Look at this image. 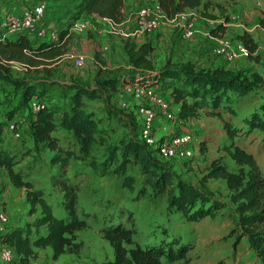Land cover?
<instances>
[{"label":"trees","instance_id":"obj_1","mask_svg":"<svg viewBox=\"0 0 264 264\" xmlns=\"http://www.w3.org/2000/svg\"><path fill=\"white\" fill-rule=\"evenodd\" d=\"M157 1L169 19L186 9L200 7L204 17L216 18L207 13L211 0ZM124 6L125 0H80L79 3L88 15L95 14L116 24L123 22ZM259 25L264 29V15L260 17ZM227 28L224 21L210 32L222 36ZM68 35L69 28H62L59 41H31L25 36L3 39L0 30V82H19L13 77V62L40 65L64 56ZM238 39L251 57L260 58L259 45L250 33L245 31L238 35ZM123 46L132 71L121 77H104L101 74L105 69L100 68L95 79L98 87L73 82L67 85L70 93L64 106L40 102L29 120L34 150L50 152L49 162L55 169L50 183L55 190L37 183L23 167L16 168L21 162L19 155L4 143L7 126L0 122V168L6 169L15 187L25 189L29 213L34 216L26 226L7 227L5 232H0V243L13 248L19 264H31L37 258L38 249L50 248L54 260L67 252L79 254L83 243L78 241V232L88 226L91 215L79 203L83 173L79 168L71 169L73 162L84 161L102 176L109 173L122 176L123 185L130 190H134L135 177L128 170L131 165H138L145 177L139 190L140 198L165 194L169 208L188 222H200L216 215L225 206H231L237 218L234 231L239 230L242 236L248 237L264 264V172L255 155L235 141V138L254 131L264 136V101L241 117L242 125L224 116L225 112L230 116L237 115L234 104L254 93L263 83V77L257 73L252 77L243 76L222 66L198 70L192 64L179 67L168 62L158 67L152 59L154 48L151 43L125 38ZM136 83L171 88L169 95L175 107H179L177 115L184 124L200 116L202 111L223 120L231 142L223 146L224 154L208 163L203 182L222 179L228 190V203L182 177L175 163L172 166L167 164L173 162L171 159L163 158L157 147L146 144L140 136L106 142L99 119L93 111L86 109L84 96L97 97L99 90L117 91L121 86ZM20 84L26 106L34 96L46 98L49 90V86L43 83L20 81ZM8 116L10 123L16 118L13 110ZM60 129L70 135L68 143H63L57 135ZM98 146L104 147L102 153ZM202 150L206 151L205 145ZM226 158L235 166L230 167ZM54 194L59 196V202ZM102 232L111 244L114 256L101 264H166L186 259L195 246L191 241L184 242L179 238L142 245L135 238L134 227L127 226L120 219L106 223Z\"/></svg>","mask_w":264,"mask_h":264},{"label":"rangeland","instance_id":"obj_2","mask_svg":"<svg viewBox=\"0 0 264 264\" xmlns=\"http://www.w3.org/2000/svg\"><path fill=\"white\" fill-rule=\"evenodd\" d=\"M0 1V6L3 4ZM9 1V0H8ZM37 4L47 2V22L52 21L58 30L71 28L81 18L91 19V27L87 20L85 26L74 29L66 43L65 55L48 64L29 65L13 62V77L19 82H0V122L4 123V143L19 155L20 164L37 183H41L48 190H55L50 183L51 173L55 172L49 162V151L38 152L33 148L29 120L35 111L33 102H45L48 105L64 106L70 90L67 85L77 82L95 88L96 76L102 68L96 60L109 64L101 76L121 77L133 70L128 61L123 46L125 38L139 43L149 42L153 46L152 59L158 67L167 64L183 67L192 64L196 69H206L222 66L236 74L252 77L257 73L263 77V83L254 93L234 104L237 115L231 117L234 123L242 125L241 117L258 107L264 101V29L259 25V19L264 15V0H211L207 13L216 18L203 16V8L192 11L194 33L185 36V23L182 27L163 19L158 29L142 36H126L120 31L131 32L136 25V12L153 0H127L124 7V19L121 25L105 33L96 24L97 17L87 14L79 7L80 0H24L23 2ZM2 9V8H1ZM0 9V19H1ZM99 17V16H98ZM227 18L229 19L227 21ZM95 21V22H94ZM226 22L227 32L222 36L211 34V29L220 22ZM95 23V24H94ZM247 31L258 43L259 59H254L247 52H243L235 59H228L226 55L217 54L214 49L221 43L220 38L229 39L234 47L239 44L238 35ZM109 48L103 52V47ZM76 47V49H74ZM86 57L83 67L76 64L78 55ZM104 69V68H102ZM20 81L29 83H43L49 86L46 98L34 96L29 105L23 102V88ZM166 87V86H165ZM164 90L168 98L169 93ZM99 96H84L86 109L93 111L100 121L102 133L106 142H118L122 137L139 138V121L141 109L146 106L137 101L133 93H128L124 86L117 91H101ZM15 112V119L20 123V136H15L9 129V111ZM185 130L191 132L195 138L196 154L192 159L174 160L180 169V175L194 183L204 191L211 193L222 202L228 203V190L222 179H210L203 182L206 166L212 158L224 154L223 146L231 142L224 128L223 120L211 116L205 111L201 115L186 121ZM57 135L63 143H68L69 134L60 129ZM161 134L158 133V138ZM235 141L247 151L253 153L264 172V136L254 131L235 138ZM205 145L206 151L202 150ZM104 147L98 146L103 152ZM230 167L235 164L229 158L225 160ZM72 168H79L81 176V190L79 191L80 205L89 211L88 226L78 232V241L83 243L79 254L64 253L54 260L50 248L38 249L37 258L31 264H101L114 256L111 244L104 238L102 228L109 221L121 220L127 226L134 227L135 238L142 244H158L169 242L173 238L191 241L195 244L184 260L166 262V264H262L255 250L251 247L247 236H242L236 227V214L232 207L225 206L214 216H208L200 222H188L179 213L169 208L167 195L146 196L140 198L139 190L144 185V175L138 165L129 167V174L134 175V190L123 185V177L114 173L105 176L96 174L84 161L73 162ZM11 181L6 169L0 168V194L9 188ZM12 184V183H11ZM150 190V188H148ZM9 197L5 200L0 195V205L8 212L10 223L7 227L26 226L34 219L29 213V205L25 200V189L12 184ZM55 195V194H54ZM55 198L59 202L58 195ZM3 264V263H0ZM10 264H19L17 257Z\"/></svg>","mask_w":264,"mask_h":264},{"label":"built area","instance_id":"obj_3","mask_svg":"<svg viewBox=\"0 0 264 264\" xmlns=\"http://www.w3.org/2000/svg\"><path fill=\"white\" fill-rule=\"evenodd\" d=\"M195 9H186L178 13L174 18L169 19L157 0H153L151 5L146 4L141 6L136 12V25L131 32L120 31V34L126 36H142L148 34L159 28L163 19L182 27V23H185V36L189 37L194 33L193 20L191 19L192 11ZM47 2L40 1L37 4L27 3L15 10H9L4 15H1L0 30L2 31V37L16 38L19 36H25L32 40H49L59 41L60 30L56 27L50 26L47 22ZM85 18H81L75 22V24L69 28V33L74 29H81L79 27L80 22H85ZM109 20V19H108ZM88 24L91 27L92 20L88 19ZM112 24V28L115 29L116 24L109 20ZM81 24V27L85 26V23ZM219 24V23H218ZM221 44L214 49L217 54H223L228 59H235L243 52H247L244 44H239L234 47L231 41L225 37H221ZM259 48V47H258ZM86 63V57L84 55H78L76 58V64L79 67H83ZM129 93H133L137 101L144 103L141 112L142 116L139 121V135L140 138L148 145L157 147L159 154L166 159L172 161H183L185 159H191L195 156V138L194 135L185 130V124L179 119L177 115V108L173 104L172 98L169 99L164 92L162 86L150 85L144 86L138 83L127 84L124 86ZM0 99L1 95H0ZM35 110L40 106L39 102H33ZM161 120L160 124L158 121ZM9 129L15 136H20V123L17 120H13L9 124ZM158 133L161 137L158 138ZM10 223V216L8 212L0 205V232L7 230V225ZM15 258L13 248L6 244L0 243V263L10 264Z\"/></svg>","mask_w":264,"mask_h":264},{"label":"crops","instance_id":"obj_4","mask_svg":"<svg viewBox=\"0 0 264 264\" xmlns=\"http://www.w3.org/2000/svg\"><path fill=\"white\" fill-rule=\"evenodd\" d=\"M1 1V0H0ZM24 0H5V1H3V4L0 6V9H1V14L2 15H4L6 12H8L9 10H15V9H18V8H20V7H23V5H25V4H27V3H25V2H23ZM126 1L127 0H125V3H126ZM29 3H31V1L29 2ZM125 7V6H124ZM93 16L95 15V14H92ZM95 17H97V19H98V22L99 23H102V22H104L105 23V26H102L101 24H96L97 26H98V28L101 30V32L103 33H105V31H107V30H109V31H111V32H113V33H116V31H113L112 30V24H111V22L108 20V19H106V18H102V17H98L97 15H95ZM102 20V22H100ZM49 22V24H50V26H53V22L52 21H48ZM95 22V21H94ZM124 22V21H123ZM104 23H102V24H104ZM95 24V23H94ZM73 32H71V33H69V35H68V38H70V36H71V34H72ZM32 41H40V40H32ZM67 41H68V39H67ZM109 47L106 45L105 47H103V52L105 53V51L108 49ZM74 49H76V47L74 48ZM106 54V53H105ZM96 62L102 67V68H104V69H107V68H111L110 67V65L109 64H106V63H103V62H101V60L99 61V59L98 60H96ZM157 86H159V85H157ZM161 86V85H160ZM162 88H163V90H165V91H167V89H169V91H168V93L170 94V92H171V88H168V87H165V86H162ZM179 107L177 106V109H178ZM161 122H163V121H161V120H159L158 121V124H160ZM12 187V184L10 183V185H9V188L8 189H6V190H4L0 195L1 196H4L5 197V200H7V197H9V195L7 194L8 193V191H9V189Z\"/></svg>","mask_w":264,"mask_h":264}]
</instances>
